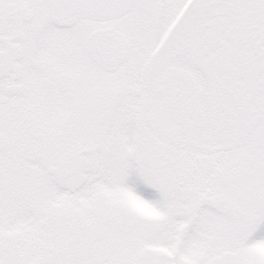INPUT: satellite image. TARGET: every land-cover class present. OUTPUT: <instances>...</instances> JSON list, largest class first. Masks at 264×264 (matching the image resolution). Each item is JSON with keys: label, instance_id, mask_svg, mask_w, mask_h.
Wrapping results in <instances>:
<instances>
[{"label": "snow or ice", "instance_id": "6c2138e0", "mask_svg": "<svg viewBox=\"0 0 264 264\" xmlns=\"http://www.w3.org/2000/svg\"><path fill=\"white\" fill-rule=\"evenodd\" d=\"M0 264H264V0H0Z\"/></svg>", "mask_w": 264, "mask_h": 264}]
</instances>
